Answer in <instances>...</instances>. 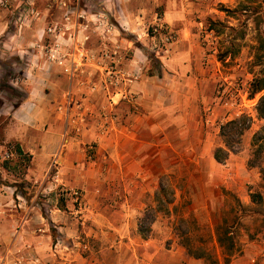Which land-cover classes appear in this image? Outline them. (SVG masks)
Returning <instances> with one entry per match:
<instances>
[{
	"label": "rangeland",
	"instance_id": "obj_1",
	"mask_svg": "<svg viewBox=\"0 0 264 264\" xmlns=\"http://www.w3.org/2000/svg\"><path fill=\"white\" fill-rule=\"evenodd\" d=\"M0 6L10 13L9 34L0 38V264H264V203L250 196L264 199V160L261 168L249 166L253 137L264 126L256 110L264 91L249 97L262 69L264 0ZM140 82L149 85L152 114L198 110L200 174L186 167L182 179L162 176L135 221L123 223L124 198L109 193L120 190L99 138L110 136L129 107L140 112L131 105L135 94L122 99L128 105L122 112L109 108L110 95L130 93ZM188 88L195 99L187 108ZM38 89L46 103L39 123L30 119L6 142L15 106ZM80 116L78 127H68ZM240 117L250 127L220 164L214 151L225 148L221 128ZM16 143L32 155L29 166L10 153ZM9 159L10 170L3 165ZM223 221L239 244L229 263L216 232ZM185 243L204 249L205 257L191 255Z\"/></svg>",
	"mask_w": 264,
	"mask_h": 264
},
{
	"label": "crops",
	"instance_id": "obj_2",
	"mask_svg": "<svg viewBox=\"0 0 264 264\" xmlns=\"http://www.w3.org/2000/svg\"><path fill=\"white\" fill-rule=\"evenodd\" d=\"M2 1L0 0V4ZM9 15L8 9L0 6V38L9 34ZM3 50H6L5 47ZM17 52V54L20 53V51ZM2 78L0 75V82ZM145 84V82H140L133 85L130 93L121 91L110 95L109 99L112 102L109 108L120 113L125 106L128 107L122 102V99H126L130 94H135L131 97V105L133 108L139 106L140 112L136 113L134 110L132 112L129 107L126 115H120L119 124L113 127L110 136L106 138L107 140L105 137L99 138L101 142L104 140L101 143L100 151L105 157L107 172H109L111 180L116 183L117 190H120L109 193L124 198L123 203H121L123 208L118 212L123 223L135 221L136 213L144 206L142 198L148 193L155 192L152 184L154 185L162 176L178 173L177 178L182 179L185 177L183 172L186 167H188V173L192 169L193 173L200 174V154L197 152V149L200 148V120L198 119V110L188 108L189 101L194 102L195 97L188 88L186 95L188 101L186 114L188 115H178L173 112V109L168 108L164 117L162 115L157 116L156 113L152 114V94L148 90L145 91L149 87ZM39 93V89L32 90L27 100L20 103V106L14 111V125L10 127L7 133L6 142L14 140L17 131L24 130L30 119L34 118L36 125L39 123L37 113L46 104L37 99ZM57 98L59 101L62 99L60 96ZM58 109L61 107L59 106ZM181 110L185 113L184 109ZM58 117L61 116L58 115ZM82 119L84 120L81 116L80 118H71L68 121V127H78L79 121ZM59 120L56 122L62 124ZM15 140L19 139L16 138ZM189 141L193 144H190ZM58 142L60 141L58 140ZM70 147L73 146L70 144ZM190 148H192V155L186 156L185 154ZM131 181L133 186L128 188L127 184ZM90 211L94 214L100 213L99 208L92 206ZM100 220L103 222V219Z\"/></svg>",
	"mask_w": 264,
	"mask_h": 264
},
{
	"label": "trees",
	"instance_id": "obj_3",
	"mask_svg": "<svg viewBox=\"0 0 264 264\" xmlns=\"http://www.w3.org/2000/svg\"><path fill=\"white\" fill-rule=\"evenodd\" d=\"M263 23H264V15H263ZM260 51L262 53L259 54V58L261 60L262 69L258 76H256L253 81L250 84L249 89V97L251 99L255 98V96L259 93H262L264 91V35L261 39V47ZM20 106V104L15 106V109H17ZM258 117L262 120H264V95L260 98L257 107H256ZM247 117H240L237 119H234L233 121H230L222 126L221 128V136L224 138L225 148L220 147L214 151V158L215 160L223 164L225 163L230 154L234 153V143L240 144L241 137L244 134V132L249 129L250 125L247 124ZM237 138V139H235ZM253 146L255 147L254 150V159L250 161L249 166L250 167H260L262 166V163L264 160V126L261 128L260 131H258L254 137H253ZM9 151L13 156L18 157V163L21 162L22 164L25 163L27 166H29V163L32 161V155L28 152H25L23 147L19 144H9ZM13 159L5 160L3 165L5 169L10 170L12 168ZM259 163V164H258ZM262 174H264V170L261 169ZM251 201L255 204H262L264 203V199L262 195L259 193H251ZM238 200V199H237ZM217 237H218V243L221 247L224 248L225 254L228 256L226 259V263H229V260L232 256H234L239 251V244L237 242V236L235 233L230 235V230H228L226 226V222L223 221L222 224L217 226L216 229ZM140 233L144 236V238L147 237L145 234V231L140 227ZM185 247L188 249L189 253L191 255H194L197 258H204L205 257V251L204 249H193L190 243H185Z\"/></svg>",
	"mask_w": 264,
	"mask_h": 264
},
{
	"label": "built area",
	"instance_id": "obj_4",
	"mask_svg": "<svg viewBox=\"0 0 264 264\" xmlns=\"http://www.w3.org/2000/svg\"><path fill=\"white\" fill-rule=\"evenodd\" d=\"M9 1H10V0H3V1H2V4H3L4 6H7V4L9 3ZM7 156L9 157V155H7Z\"/></svg>",
	"mask_w": 264,
	"mask_h": 264
}]
</instances>
